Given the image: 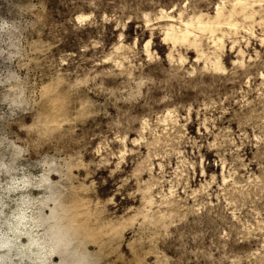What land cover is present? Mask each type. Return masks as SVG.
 <instances>
[{
	"label": "rangeland",
	"instance_id": "1",
	"mask_svg": "<svg viewBox=\"0 0 264 264\" xmlns=\"http://www.w3.org/2000/svg\"><path fill=\"white\" fill-rule=\"evenodd\" d=\"M22 214L80 264H264V0H0Z\"/></svg>",
	"mask_w": 264,
	"mask_h": 264
},
{
	"label": "bare ground",
	"instance_id": "2",
	"mask_svg": "<svg viewBox=\"0 0 264 264\" xmlns=\"http://www.w3.org/2000/svg\"><path fill=\"white\" fill-rule=\"evenodd\" d=\"M45 220L33 222L26 214L12 222L8 219L4 229H0V264H10L13 257L30 259L33 264H80L75 253L65 249L71 238L65 237L66 232L61 230L59 222H49L46 235L33 233L32 229ZM25 239L27 243L23 242ZM57 257L61 262H54Z\"/></svg>",
	"mask_w": 264,
	"mask_h": 264
}]
</instances>
